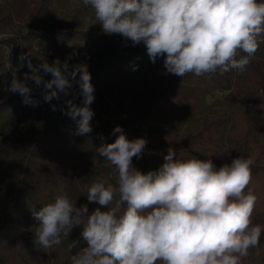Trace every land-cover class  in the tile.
<instances>
[{
    "label": "clouds",
    "instance_id": "obj_1",
    "mask_svg": "<svg viewBox=\"0 0 264 264\" xmlns=\"http://www.w3.org/2000/svg\"><path fill=\"white\" fill-rule=\"evenodd\" d=\"M81 2L91 7L105 34L144 45L151 63L162 58L166 72L182 78L244 73L264 42V0ZM19 59L37 71L28 54ZM40 68L52 77L46 88L64 90L77 82L81 103L67 101L64 115L76 122V135L91 133L95 97L88 65L70 67L57 58ZM32 79L37 85L43 82L38 75ZM7 91L24 96L26 105L38 104L19 79ZM113 133L120 135L97 151L117 170L116 186L98 179L88 187V204L99 205L92 211L88 204L77 207L67 194L38 210L33 206L32 216L39 222L34 244L52 248L80 227L85 246L71 256V264H241L259 245L264 230L252 223L257 197L245 192L252 179L251 157L237 156L217 166L212 159L182 160L169 148L158 169L144 173L132 161L143 155L146 139L130 140L120 126ZM78 244L73 241L70 250Z\"/></svg>",
    "mask_w": 264,
    "mask_h": 264
},
{
    "label": "trees",
    "instance_id": "obj_2",
    "mask_svg": "<svg viewBox=\"0 0 264 264\" xmlns=\"http://www.w3.org/2000/svg\"><path fill=\"white\" fill-rule=\"evenodd\" d=\"M18 22L27 24L28 33L22 37L26 46H18L6 62L5 48L17 43L0 40L3 66L0 83H4L0 87V256H12L20 260V264H71V256L85 246L82 229L75 227L69 236L62 235L61 243L52 247L49 254L48 248L34 244V228L39 222L33 218L31 209L35 206L38 210L61 194L70 197L77 188L87 196L88 187L98 180L95 174L104 178L106 184L116 186L117 170L97 151L120 135L113 133L116 126H120L130 140L142 138L143 127L148 128L144 153L132 161L133 166L144 173L150 171L148 161L159 167L169 148L182 160L212 159L217 166L230 163L237 156L251 157L254 161L252 179L245 192L256 195L252 223L264 230V60L257 56L264 51V42L260 43L244 73L237 70L223 75L219 72L203 76L189 73L182 78L167 73L163 62L158 67H149L151 62L144 45L125 50L118 42L98 50L92 57H85L78 48L59 54L29 55L37 68L33 75L27 60L19 59V52L28 54L34 41L65 34L80 26L77 22L70 25L60 18L52 20L43 10L32 9L28 0H0V33ZM260 39L264 41V37ZM57 58L61 62L67 60L69 66L94 63L89 71L91 83L99 87L100 92L90 105L94 115L90 121L93 131L88 140L75 134L76 122L64 115L67 101L81 103L77 82L72 80L64 90L55 85L50 89L44 86L52 77L44 73L40 65L51 64ZM146 69L143 77L145 98L138 109L128 114L126 102L137 99L134 78ZM37 75L43 81L40 85L32 79ZM13 79L23 81L30 88L28 95L38 101L37 106L23 103L25 97L19 93L4 94ZM217 91L229 92V97L221 100L217 114L201 118L198 109L201 101ZM52 92L56 95L45 100L44 96ZM186 107L199 119L198 127L186 128L177 135L155 128V115L169 109L181 112ZM23 131L27 135L22 134ZM29 135L31 140L24 150L22 144ZM73 203L77 207L88 204L84 200ZM88 207L89 211L93 210L89 204ZM73 241L79 244L70 250ZM257 247L259 255L250 249L241 264H256L257 258L264 261V231ZM2 257L0 264H3Z\"/></svg>",
    "mask_w": 264,
    "mask_h": 264
},
{
    "label": "rangeland",
    "instance_id": "obj_3",
    "mask_svg": "<svg viewBox=\"0 0 264 264\" xmlns=\"http://www.w3.org/2000/svg\"><path fill=\"white\" fill-rule=\"evenodd\" d=\"M28 4L32 9L43 10L46 15L54 20V18H60L68 24H73L77 22L79 24V28L76 30L65 31V34H57L54 36H47L46 40H37L34 41L33 46L28 51V55L33 56L36 53H62L70 50H74L75 48L80 49L85 57L94 56L98 50L107 48L111 44L114 43H122L123 48L125 50L130 49L133 45L130 42H125L123 37L112 34H105L102 30V25L96 20L94 11L90 6H84L81 0H28ZM28 33L27 24L23 22H18L13 28H9L6 32L0 33V40L7 41L11 43L12 41H16L17 45L12 46L9 45L5 48L4 53V61L6 62L10 55L16 53V49L18 46H26L22 37L26 36ZM90 36V37H86ZM22 55L21 52L18 54ZM261 59L264 60V51L257 54ZM55 59L52 60V62ZM26 62V60L24 61ZM51 62V63H52ZM163 59H158L155 64L151 63L149 67L155 68L162 64ZM0 62V76L3 74V66ZM88 70H92L94 67V63L87 62ZM26 65V64H25ZM24 65V66H25ZM6 66L7 63H6ZM71 67V66H70ZM36 72H32L34 75ZM147 74V69L138 73L134 78L135 83L137 84V89L135 95L137 97L136 100H129L126 102V111L128 114H131L135 109L139 108V103H141L146 95V84L143 82V77ZM4 83H0V87H3ZM94 86V84L92 83ZM100 92V88L94 87V97L98 95ZM4 94L8 96L9 93L7 89H4ZM229 97V92L226 91H217L212 95L203 99L199 105V113L201 118H206L208 116H213L217 114L220 108V102L222 99H227ZM76 103V102H75ZM78 104V103H76ZM120 118V117H119ZM156 119V129H162L167 134L177 135L186 128H196L199 126L200 121L196 118L192 113H190L189 108L186 107L183 111H174L169 109L166 113H160L155 115ZM135 121V119H133ZM133 121V122H134ZM135 123V122H134ZM136 124V123H135ZM143 127V126H142ZM143 135L142 138L146 139V134L148 132L147 127H143ZM22 134L27 135L25 131ZM91 133L87 135H83V139L88 140ZM148 135V134H147ZM31 135L26 137L25 142H23L24 150L27 149L28 143L31 139H29ZM149 170H156L158 166H154L148 161ZM97 179L99 178L98 174H95ZM72 202L78 200H84L86 203L87 197L84 196L79 188H77L69 197ZM89 206L94 210L97 208V204L92 203ZM256 256L259 255L260 249L258 247L251 248ZM48 253L51 254V248H48ZM3 256V255H2ZM0 256V258L2 257ZM3 264H20V260H16L12 256H4L2 257ZM55 261L53 260V263ZM71 263V258L69 259ZM256 264H264L263 259L257 258Z\"/></svg>",
    "mask_w": 264,
    "mask_h": 264
}]
</instances>
